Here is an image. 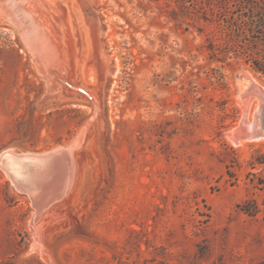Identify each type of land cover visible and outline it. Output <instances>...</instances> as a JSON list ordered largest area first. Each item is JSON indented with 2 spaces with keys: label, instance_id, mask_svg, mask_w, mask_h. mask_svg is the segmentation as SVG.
Segmentation results:
<instances>
[{
  "label": "rangeland",
  "instance_id": "obj_1",
  "mask_svg": "<svg viewBox=\"0 0 264 264\" xmlns=\"http://www.w3.org/2000/svg\"><path fill=\"white\" fill-rule=\"evenodd\" d=\"M201 4L66 0L72 55L44 76L0 24V158L82 136L69 190L35 218L0 167V264H264V140L228 135L238 81L264 74L209 58Z\"/></svg>",
  "mask_w": 264,
  "mask_h": 264
},
{
  "label": "bare ground",
  "instance_id": "obj_2",
  "mask_svg": "<svg viewBox=\"0 0 264 264\" xmlns=\"http://www.w3.org/2000/svg\"><path fill=\"white\" fill-rule=\"evenodd\" d=\"M64 2L66 3V0ZM64 2L60 0H0V24L8 25L17 34L24 47L22 51L29 53L34 69L42 76L54 67L57 70L61 69L60 67L68 58L69 51L71 53L73 50L71 47H73L72 32L75 28L72 24L74 22L71 24L70 6L66 8L67 4L65 5ZM243 76V79L237 83V100L241 107V114L250 126V132L245 135H235L234 143L237 146L264 140L262 132L264 119L260 113L264 87L251 72L246 71ZM252 125L254 129H251ZM228 135L233 136L231 133ZM81 138L82 136L78 135L72 143V148L56 156L16 153L11 149L2 153L0 167L14 187L31 198L35 206L34 218L51 202L61 198L69 190L75 171L74 151L80 146ZM53 215L55 216V213ZM33 241L37 245V236Z\"/></svg>",
  "mask_w": 264,
  "mask_h": 264
},
{
  "label": "trees",
  "instance_id": "obj_3",
  "mask_svg": "<svg viewBox=\"0 0 264 264\" xmlns=\"http://www.w3.org/2000/svg\"><path fill=\"white\" fill-rule=\"evenodd\" d=\"M228 1L202 0L199 18L213 23L217 32V41L207 38L209 58L222 62L243 58L253 70L264 74V0H233L230 5Z\"/></svg>",
  "mask_w": 264,
  "mask_h": 264
},
{
  "label": "water",
  "instance_id": "obj_4",
  "mask_svg": "<svg viewBox=\"0 0 264 264\" xmlns=\"http://www.w3.org/2000/svg\"><path fill=\"white\" fill-rule=\"evenodd\" d=\"M261 114H262V117L264 119V97L261 98ZM251 129H254L253 128V125L251 127ZM250 132V126L248 125L247 122H245V119L244 117L240 116V119L239 121L237 122V124L233 127L232 129V141L234 142V138L236 137L235 135L237 134H241V135H245V134H248ZM262 132L264 133V124L262 126ZM72 148V144H70L69 146H60V147H57L53 150H49L47 152H44V153H38L40 154L41 156H56V155H60L62 152H65L67 151V149H70Z\"/></svg>",
  "mask_w": 264,
  "mask_h": 264
}]
</instances>
